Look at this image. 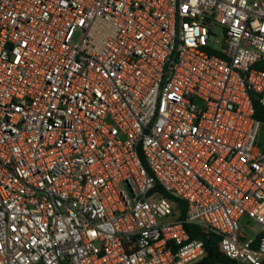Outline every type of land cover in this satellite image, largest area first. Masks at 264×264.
<instances>
[{
	"label": "built area",
	"instance_id": "2783aa9c",
	"mask_svg": "<svg viewBox=\"0 0 264 264\" xmlns=\"http://www.w3.org/2000/svg\"><path fill=\"white\" fill-rule=\"evenodd\" d=\"M264 0H0V264H264Z\"/></svg>",
	"mask_w": 264,
	"mask_h": 264
},
{
	"label": "trees",
	"instance_id": "16d2710c",
	"mask_svg": "<svg viewBox=\"0 0 264 264\" xmlns=\"http://www.w3.org/2000/svg\"><path fill=\"white\" fill-rule=\"evenodd\" d=\"M257 68L264 69V63L258 64ZM255 118L259 121L264 122V106L255 102ZM187 231L192 233L194 238L204 239L208 249L207 258L198 264H218V263H229V260L221 256L218 247V238L212 236L210 238L202 236L197 229L193 226H186Z\"/></svg>",
	"mask_w": 264,
	"mask_h": 264
}]
</instances>
